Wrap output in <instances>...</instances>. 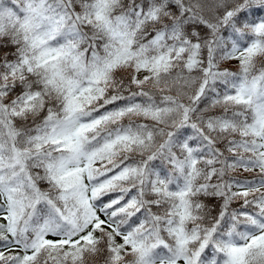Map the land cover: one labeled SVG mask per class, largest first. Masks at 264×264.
<instances>
[{
    "label": "snow or ice",
    "instance_id": "6c2138e0",
    "mask_svg": "<svg viewBox=\"0 0 264 264\" xmlns=\"http://www.w3.org/2000/svg\"><path fill=\"white\" fill-rule=\"evenodd\" d=\"M0 264H264V0H0Z\"/></svg>",
    "mask_w": 264,
    "mask_h": 264
}]
</instances>
